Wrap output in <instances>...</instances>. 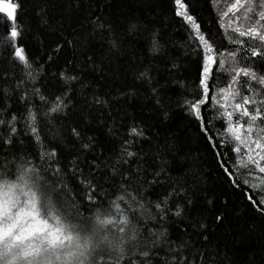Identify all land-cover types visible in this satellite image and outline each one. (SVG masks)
I'll return each instance as SVG.
<instances>
[{"label": "snow or ice", "instance_id": "1", "mask_svg": "<svg viewBox=\"0 0 264 264\" xmlns=\"http://www.w3.org/2000/svg\"><path fill=\"white\" fill-rule=\"evenodd\" d=\"M33 2L41 27L60 38L53 51L71 45L74 59L79 48L84 60H69L71 67L53 74L61 81L58 87L42 91L33 74L38 58L30 57L21 44L22 0H0L7 26V44L0 41L7 52L3 63L23 69L19 78L13 69H0V264H264V243L241 260L233 251L240 239L237 233H229L231 246L215 240L212 225L219 229L226 212L217 210L211 199L205 201L204 211H194L198 173L190 171L192 165L186 156L182 159L173 138L143 121L129 125L126 137L116 128L119 121L110 114L112 104L138 98L141 87L161 125L170 119L167 78L180 66L173 59L162 70L153 66L152 60L167 56L168 42L150 14L133 15L121 24L107 11L111 0ZM172 3L196 55L194 74L187 77L195 87L185 90L182 106L213 146L218 142L243 153L248 175L258 170L254 179L259 183H251V188L264 191V0H234L222 13H232L228 27L238 34L233 38L225 30L227 43L234 46L231 51L217 48L202 31L192 14L194 0ZM65 31L73 39L64 37ZM241 58L246 61L243 66ZM47 59L54 62L51 55ZM127 72L133 84L120 87L115 96L98 92L84 79L99 73L100 79L108 74L114 82ZM221 75L229 82L213 95ZM77 86L81 100L76 99ZM89 90L94 92L91 98L84 95ZM86 109L99 113L96 124L104 128L108 145L89 134L92 112ZM225 120L230 135L213 141L216 133H208ZM231 183L242 188L236 180ZM247 199L264 217V196L259 205L251 195Z\"/></svg>", "mask_w": 264, "mask_h": 264}, {"label": "trees", "instance_id": "2", "mask_svg": "<svg viewBox=\"0 0 264 264\" xmlns=\"http://www.w3.org/2000/svg\"><path fill=\"white\" fill-rule=\"evenodd\" d=\"M4 2H15V0H4ZM22 3L24 8L19 15L22 17L21 23L24 26L25 34L21 44L25 47L30 57L38 58V62L33 66V74L37 76L36 86L40 87L42 91L45 87L49 91L55 90L61 83L56 76L62 70L71 67L68 61L71 60L74 64H79L83 62L84 56L81 54V49L77 48L75 53L76 58L74 59L70 50L71 45H64L62 51L58 53L54 52L53 49L56 48L55 41L60 38L50 36L41 27L40 21L35 15L37 3H34L33 0H22ZM111 3L112 7L107 9V11L111 14L112 18H119L121 24L133 15L150 14V18L157 22V27L164 31L165 40L168 42L166 49L167 56L152 60L153 66L162 70L168 59H173L175 64L180 66V71H171V74L167 78L171 81L167 85L169 91L167 93L168 100L166 101L170 112V119L161 125L155 115L151 113V103L148 99L144 98V88L141 87V95L138 98H133L127 102L118 101L112 104L110 114L114 119L119 121L116 125L118 132L121 136L126 137L129 125L143 121L146 124H155L156 128L153 131L159 130L165 136L174 139L183 153L182 159L186 156L188 162L192 165L190 171L198 173L197 178L199 183L196 185L195 190L199 200L194 211L197 213L204 211L207 199L213 201V205L217 210L225 211L226 219L223 225L219 229H216L215 225H212L214 238L221 243L227 242L231 246L232 235L229 233H237L240 239L233 246V251L239 259L243 260L245 254L258 250L259 246L264 243V217L261 216L257 207L247 199L251 195L256 205H259L260 198L264 196V191L251 188V183H259V181L254 179L258 175V170L253 172L252 177L248 175L249 169L243 167V163L246 162V157L241 158L243 153L236 154L228 147H220L218 142L213 146L199 129L196 119L188 114L182 106L185 90L195 87L192 80L187 77L190 74H194V61L196 60L195 53L191 52L189 47L184 22L180 17L174 15L172 0H111ZM145 3H147V7H142L141 5ZM232 3H234V0H217L215 5L212 3V0H194L196 11L192 14L196 16L202 31L209 34L217 48L221 50L226 48L228 51H231L234 48V46L227 43L225 36L226 29L228 34L232 35L233 38H236L238 35L232 33L228 27L232 13H229L227 17L222 16V13L228 11ZM6 31V21L3 15H0V41L4 44H7ZM63 36L70 40L73 39L71 33L68 31H65ZM243 39L247 41L246 37ZM60 42L63 44V40H60ZM89 54L91 55V53ZM139 54L144 58L143 50ZM49 55L53 56L54 62L47 59ZM5 56H7V52L0 47V69H13L11 63H3ZM239 64L243 66L246 64V61L241 58ZM168 67L171 69V65H168ZM185 69H190L192 72H186ZM13 70L17 78L23 72L22 67L19 65L15 66ZM53 74H56V76ZM71 74H76V72L73 71ZM105 77V79H100L99 73H90L85 75L84 79L98 92L111 91L114 96L120 87L126 88L133 84L131 72L125 73L122 79L114 82L110 75L105 74ZM156 77L160 78L159 71L156 72ZM241 79L243 80V78ZM228 82L229 78L226 75L219 76L212 94L216 95L218 90L226 87ZM136 83L139 84L140 82L137 81ZM161 83H164V81L161 80ZM27 87L30 89L31 84L29 83ZM84 95L91 98L94 92L90 90L85 91ZM76 99H82L78 86ZM37 103L39 102L37 101ZM209 107H212V105H209ZM80 108H84L83 103H80ZM86 110L92 112L89 119H92L93 127L89 134L97 135L102 144L108 145L109 140L104 134V128L96 124L95 117L99 113L95 109ZM107 114H105V117ZM126 114L135 116L136 120L128 119V115ZM212 115H217V112H213ZM105 117L101 118L104 119ZM60 123L63 124L65 122L61 121ZM107 123L111 125L112 122L108 120ZM225 125L226 120L223 123H215V127L208 133V135H212L213 132L216 133L213 135V141H218L221 136L230 135L227 134ZM235 146L233 142L232 147L234 148ZM29 151H32V149L30 148ZM217 153L220 155H217ZM223 153H227V155L225 156ZM225 168H228L233 173L236 181L242 185V188L236 187L231 183L232 180L229 178ZM244 179H249L250 184L243 185ZM190 182L193 181L190 180ZM224 201H227L226 206L223 203ZM250 225L253 226L252 229L249 228ZM183 227H187V225ZM175 236L176 233L173 232V239H175ZM193 237L195 238V234H193Z\"/></svg>", "mask_w": 264, "mask_h": 264}, {"label": "bare ground", "instance_id": "3", "mask_svg": "<svg viewBox=\"0 0 264 264\" xmlns=\"http://www.w3.org/2000/svg\"><path fill=\"white\" fill-rule=\"evenodd\" d=\"M225 169H227L228 172H231V171H229L228 168H225ZM229 178H230V177H229ZM233 178H234V180H236L235 177H234V175H233ZM230 179H231V178H230ZM231 180H232V179H231Z\"/></svg>", "mask_w": 264, "mask_h": 264}, {"label": "water", "instance_id": "4", "mask_svg": "<svg viewBox=\"0 0 264 264\" xmlns=\"http://www.w3.org/2000/svg\"><path fill=\"white\" fill-rule=\"evenodd\" d=\"M7 3V2H6ZM232 180H234V178H233V176L232 177H230Z\"/></svg>", "mask_w": 264, "mask_h": 264}]
</instances>
